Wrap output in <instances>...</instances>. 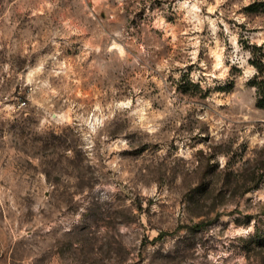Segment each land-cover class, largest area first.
I'll return each mask as SVG.
<instances>
[{
    "label": "rangeland",
    "instance_id": "374dc122",
    "mask_svg": "<svg viewBox=\"0 0 264 264\" xmlns=\"http://www.w3.org/2000/svg\"><path fill=\"white\" fill-rule=\"evenodd\" d=\"M264 0H0V264H264Z\"/></svg>",
    "mask_w": 264,
    "mask_h": 264
},
{
    "label": "trees",
    "instance_id": "16d2710c",
    "mask_svg": "<svg viewBox=\"0 0 264 264\" xmlns=\"http://www.w3.org/2000/svg\"><path fill=\"white\" fill-rule=\"evenodd\" d=\"M251 62L256 68V74L251 80V85L257 90V106L264 108V41L254 44L251 48Z\"/></svg>",
    "mask_w": 264,
    "mask_h": 264
}]
</instances>
